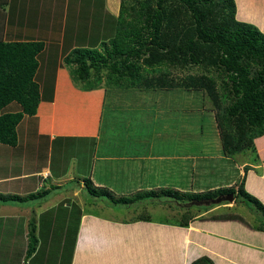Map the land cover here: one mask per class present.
<instances>
[{"label": "crops", "instance_id": "1", "mask_svg": "<svg viewBox=\"0 0 264 264\" xmlns=\"http://www.w3.org/2000/svg\"><path fill=\"white\" fill-rule=\"evenodd\" d=\"M236 3L237 19L255 25L264 33V0H236ZM118 10L117 0L0 1L2 41H41L46 52L51 50L58 57L52 100L41 101L34 116L23 117L16 127L17 143L14 147L0 144V194L21 198L36 195L44 190V183L48 181L57 201L45 202L47 198L42 204L40 199L0 203V243H8L6 262L9 263L11 258L14 264H21L25 257V263L31 264L40 255V264H50L47 246L55 244L60 251L51 264H60L62 259H66L67 264H189L201 256L208 257L214 264H264V232L236 221L206 219L226 211V206L204 210L195 215L187 228H178L172 225V220L152 218L147 212L149 209H145L152 206L164 209L166 203L161 201H140L138 206H143V213L147 212L150 221H134L138 214L121 218L117 213L124 210L121 209L123 206H114L109 201L86 195L83 181H78L77 187L69 189L70 192L62 193L68 178L60 170L61 163L58 169L51 170L52 146L54 143L85 140L96 145L92 162L90 160L92 167L96 166L99 172H103L109 165L118 163L117 168L127 177L113 188L112 181L96 176V168V172L84 168L78 175L117 196L126 197L135 192L157 189L203 192L227 188L236 182V177L243 175V167L248 166L245 190L264 205V136L255 140L258 161L254 165L246 161L240 165L233 164L231 158L220 155L219 142L218 147L209 149L206 154L189 152L179 147L174 137L182 120L188 116L190 107L186 97L178 102L170 93L148 92V111L141 110L139 103L134 111L129 109L130 114L124 120L125 133L142 130L144 143L133 141L127 144L128 150L122 145L124 150L119 152L113 145L114 141H108L114 132L103 134L101 127L109 91L103 87L91 91L77 89L62 64V48L69 43L73 47L77 38L83 39L87 45V40L93 36V25H102L109 17H117ZM111 110L113 113L114 108ZM18 111L19 105L12 102L1 113ZM167 113L170 120L164 124ZM184 121L188 126L187 118ZM118 124L121 125V121ZM164 129L169 131L164 132ZM183 136L184 132L179 137L181 141ZM100 141H108V144ZM58 158L61 159V155ZM258 170L259 175L256 174ZM229 171L233 172V177ZM208 178L210 181L205 182ZM232 203L237 207L234 201ZM239 205L243 207V204ZM228 208L232 211L234 207ZM62 210L63 216L60 217ZM46 215L47 220L44 219ZM31 219L35 223L34 232H37L36 244L33 254L25 256L26 229ZM59 219L69 223L67 236L54 241L53 227ZM250 224L253 225L252 222ZM43 231L46 236L42 235ZM9 232L11 234H6ZM17 233H20L19 237ZM1 250L3 252L4 248L0 246V254Z\"/></svg>", "mask_w": 264, "mask_h": 264}, {"label": "trees", "instance_id": "2", "mask_svg": "<svg viewBox=\"0 0 264 264\" xmlns=\"http://www.w3.org/2000/svg\"><path fill=\"white\" fill-rule=\"evenodd\" d=\"M236 13V0H119L117 17L93 25V36L87 45L77 38L73 47L69 43L62 48V64L73 85L82 91L106 85L171 95L200 94L202 107L206 102L212 105L203 110L213 112L220 155L232 159L249 150L257 162L255 140L264 136V33L238 20ZM57 58L51 50L46 52L41 41L0 39V144L14 147L16 127L23 117L34 116L41 101L52 100ZM12 102L19 105L20 111L2 114ZM192 111L189 109L188 119ZM248 170V166L243 167L235 188L203 192L157 189L115 198L112 191L94 186L90 179L84 180L83 190L114 206L161 198L172 201L182 210L172 224L178 228H187L193 221L192 209L199 207L197 203L208 211L215 206L212 201L231 194L236 206L244 204L256 217L254 225L227 209V213L206 219L236 221L264 232V205L244 187ZM24 198L0 194V203L23 202L27 200ZM39 198H43L42 194ZM134 221H150V217L140 213ZM33 230L28 234L26 256L35 250ZM189 264L214 263L201 256Z\"/></svg>", "mask_w": 264, "mask_h": 264}, {"label": "rangeland", "instance_id": "3", "mask_svg": "<svg viewBox=\"0 0 264 264\" xmlns=\"http://www.w3.org/2000/svg\"><path fill=\"white\" fill-rule=\"evenodd\" d=\"M117 3H119V0H117ZM101 84H103V86H104L105 81H103ZM105 86L103 88H105V90H108L109 92H108V96L106 98V104H105V109H104L103 118H102L101 129L103 130V134L104 133L109 134L111 132H114V133H112L114 136L113 137L111 136L112 138L108 141H110V142L114 141L115 144H113V145H115V148H117L119 152H121V150H124L122 145L125 147V150H126L127 144L130 145L133 143V141L138 142L139 144L144 143L143 133L141 132L142 130H139V131L135 130V132L131 133V134H129L131 131L128 130V133H125L124 129H125L126 125H124V120L130 114L129 109L134 111L136 109V107L139 105V103L141 104V110L146 111V112L148 111V100H149L148 92L140 91L137 89L120 90V89H114L112 87L109 88V87H107V86L105 87ZM185 97L189 101V106L188 105H186V106H188V108L190 107L189 108L190 111H192L191 109H193V110L202 112V114L198 115L193 111H192V113H194V114H191V112H190L189 119L187 117L184 118V119L187 118L188 126H185V121L183 119L181 126L178 129V132L174 131L175 132L174 137L177 138V139H175V138L174 139H175V141L178 140V143L176 142V144L179 147L188 149L189 152H197L198 154L199 153L206 154V152H209L208 151L209 149H215L216 147H218V138L216 136V130L214 129V126H215L214 123L215 122L213 119V112H207V111L203 112V111H205V110H203V108L206 110L211 109L212 105L209 102H206L204 104V106L202 107L203 102L201 101V96H200V94H196V93H183V94L180 93V94L173 96L175 101H178V102H179V100L183 101V99ZM118 103L120 104V106L118 105V107H116ZM113 106H115V107H113ZM112 107L114 108L113 113L111 112L112 111L111 109H113ZM201 107H202L203 111H201ZM121 110L126 112V114H124V112H122ZM169 116H170L169 113H167L165 116L164 124L169 123V120H170ZM119 121H121V125L118 124ZM177 121H179V119H177ZM209 122H211L212 124ZM139 128H141V127H139ZM156 130H157V128H156ZM167 131H169V129H164V132H167ZM183 132H184V136H183L182 141H181V139L179 137L181 136V134ZM186 134H187V136H186V140H185L184 138H185ZM162 137L164 138L165 135H163ZM104 139L107 140L106 138H104ZM167 139H170V136L167 137ZM108 141H104V142L100 141V143L102 142L101 144H103V143L108 144ZM122 142H124V143H122ZM186 142H189V143H186ZM120 143H122V144H120ZM171 143L174 144L175 142L171 141ZM113 145H109V146H113ZM134 145L135 146L137 145V147H139L138 144L134 143ZM132 147H134V146H132ZM132 147H131V150H134L136 152V150L133 149ZM95 148H96V145H94L93 141L89 142V141H85V140H79V141L76 140L75 142L67 141V142H63L61 144L60 143L59 144L54 143V146H52L51 155H50V168L52 171L55 170L56 168L58 169L61 166L60 165V163H61L63 166L61 167L60 170H62V172H65V177L68 178V180H66L64 183L65 187L63 188L64 192L62 191V193L70 192L69 189H72L74 186L77 187L78 181L84 182L85 179H82L81 176L78 175V172L80 173L81 170H83L84 168L85 169L87 168L88 171L91 169H94V171H95L97 169L96 176L100 177L101 179L112 181L111 184L113 185V188H117L119 181H122L123 180L122 178L127 177L125 172L122 173L117 168L119 166L118 163L113 164V165H109L107 167V169L103 172H99L100 169H98V167H96V166L92 167L90 160L92 162V156L94 155ZM127 150H128V146H127ZM168 150H170V148ZM57 152H59V153H57ZM60 155H61V159L58 158ZM257 156H258V154H257ZM255 158H256V156L248 150V151H244L240 154L234 155L232 157V161H233L232 163L233 164L236 163V164L240 165L242 163V161H246L247 163L254 165L256 163ZM232 163H231V165H233ZM229 173H230V176L233 177V172L229 171ZM131 174H134V173H131ZM256 174L259 175V170L256 171ZM132 176H134V175H132ZM240 177H236L237 180L234 184H231L232 187H234V188L236 187V183L238 182ZM209 181H210V178L205 179V182H209ZM44 184H45V188H44V190L42 189V192L40 190V192L37 194L38 195L37 199H31V200H39L40 199L39 197L42 194L43 198L40 199V204L44 203V201L47 198H49V199L46 200L45 202H52V203L57 202L54 199V197H55L53 194L54 190L50 189L51 185L48 183V181H46ZM210 190H212V189H210ZM83 192L85 193L84 190H83ZM120 196L115 195V198L120 197ZM121 197H123V196H121ZM24 199L26 200L28 198L25 197ZM50 199H52L53 201H50ZM104 201H106V200H104ZM159 201H161L162 204L166 203L164 206V209L159 208V206H152L149 208L148 207L145 208V209H149V210H147V212L149 213V215H152V218L154 217V218H157L160 220H168V221H170V220L174 221V220L179 219V216L182 213V210L179 207L175 206L176 204L174 202L164 200L163 198H161V200H159ZM225 202H228V201H225ZM138 205H139V201L132 204L131 206H130V204L127 206H123L121 209H124V210H122L121 212H118L117 215L121 218H130L134 214L137 215V214L143 213L144 212L143 206L141 205V207H140ZM196 205H198L199 207H195L192 209L193 215H197L198 213L203 212L204 209H207V208H204L203 206H201V204L199 205L197 203ZM205 205H207V204H205ZM221 206H226L227 209H231V208H228L229 206L234 207L233 208L234 213L239 214L249 223L256 220V217L255 216L253 217L252 215H250L249 211L245 208L244 204H243L242 208L239 204L237 205V207H235L232 202L229 203L228 205L227 204L226 205L225 204L224 205L215 204V206L213 208L215 209V208L221 207ZM152 208L155 210H152ZM168 208L171 210V212H170V210H168ZM59 209L61 210V204L59 206ZM166 210L168 212H165ZM63 212H64L63 210H62V212H59L60 217L63 216ZM147 212H146V214H147ZM227 212L228 211H225V210L222 211V213H227ZM44 219H46V220L48 219L47 215L45 216ZM31 220H32L31 221L32 226H30L28 228L26 227L27 228L26 234H29L30 230L35 228L34 220L33 219H31ZM72 221H73V217H72ZM253 223H255V222H253ZM67 224H69V223L62 222V219L57 220V222L54 224V227H53V230L55 233L54 234V241H56L57 239L63 238V237L65 238L67 236L66 235V232L68 229ZM0 226H1V224H0ZM40 229H41V227H40ZM6 234H11V232L6 233ZM22 234L23 233H21V235ZM35 234H37V232H34V230H33V236H34V241H35V243H33L34 245L36 244ZM17 235L19 237L20 233H17ZM42 235L46 236V232L43 231ZM6 238H8V237L6 236ZM6 244H8V243H5V244L0 243V246L2 248H4L3 252L1 250L0 264H9V263L14 264L13 259H11V258L9 259V263L6 262L8 259L7 258L8 256L5 255ZM25 244L27 245V247H26V249H27L28 248V242H26ZM54 245L53 246H47V249L49 251V260L52 262H54L56 260L57 252L60 251V247L54 246ZM67 249L68 248L65 247V250H67ZM25 256H26V254H25ZM40 260H41V258L39 255L35 260H33V262L31 264H40V262H39ZM21 264H29V262L27 261V263H25V257H23ZM60 264H67L66 259H62V263H60Z\"/></svg>", "mask_w": 264, "mask_h": 264}, {"label": "water", "instance_id": "4", "mask_svg": "<svg viewBox=\"0 0 264 264\" xmlns=\"http://www.w3.org/2000/svg\"><path fill=\"white\" fill-rule=\"evenodd\" d=\"M225 201L232 202L233 196L231 194H229L226 196L219 197L216 200L212 201V204H219V203L225 202Z\"/></svg>", "mask_w": 264, "mask_h": 264}]
</instances>
